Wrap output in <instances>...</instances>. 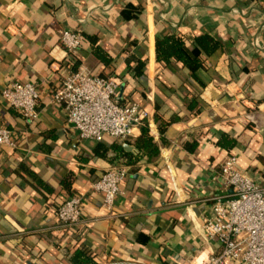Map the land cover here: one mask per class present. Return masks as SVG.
<instances>
[{
  "label": "crops",
  "instance_id": "0c3cea01",
  "mask_svg": "<svg viewBox=\"0 0 264 264\" xmlns=\"http://www.w3.org/2000/svg\"><path fill=\"white\" fill-rule=\"evenodd\" d=\"M63 30L83 36L74 67ZM172 31L191 54L198 35L219 42L201 54L195 77L180 63L157 62L155 39ZM78 69L114 79L117 100L147 112L155 153L135 147L140 128L117 140L139 156L134 165L109 161L117 153L106 136L105 158L94 153L97 141L78 138L52 101ZM14 81L36 85L38 117L27 122L0 95V127L15 144L0 147V264H71L77 248L92 264H202L219 249L203 229L211 198L230 193L215 178L220 162L233 153L264 184V0H0V93ZM223 138L235 145H219ZM113 166L128 173L105 211L91 186ZM75 194L81 220L61 226L54 210Z\"/></svg>",
  "mask_w": 264,
  "mask_h": 264
},
{
  "label": "built area",
  "instance_id": "2783aa9c",
  "mask_svg": "<svg viewBox=\"0 0 264 264\" xmlns=\"http://www.w3.org/2000/svg\"><path fill=\"white\" fill-rule=\"evenodd\" d=\"M60 43L67 56H75L81 35L63 30ZM116 88L112 78L70 70L53 91L52 101L62 105L66 122L79 139L100 141L106 136L124 142L133 136L135 128L146 125L148 114L135 102L118 104ZM0 95L27 122L37 119L39 94L33 82H11ZM4 146L15 144L12 131L0 127V147ZM127 173L125 166H113L92 183L91 189L102 196L105 211L112 210ZM215 178L230 193L211 198L213 217L205 219L203 229L208 239L218 242L219 249L202 264H264V184L240 169L233 153L220 162ZM83 203L79 194L59 203L54 210L58 223L64 227L78 224Z\"/></svg>",
  "mask_w": 264,
  "mask_h": 264
},
{
  "label": "trees",
  "instance_id": "16d2710c",
  "mask_svg": "<svg viewBox=\"0 0 264 264\" xmlns=\"http://www.w3.org/2000/svg\"><path fill=\"white\" fill-rule=\"evenodd\" d=\"M83 39V36H81ZM194 42L196 44V48L193 54L187 52L185 40L178 35L176 32H166L163 35H157L155 39V56L156 60L159 63L164 65H171L176 63H180L182 67L187 68L193 77H195V72L202 69L204 66V60L201 58V54L203 55H210L219 47V42L211 35L203 34L198 35L194 38ZM68 62L74 67L75 63L72 56L68 57ZM144 66V62L142 61H135V65L133 67L134 74L139 76L142 74V68ZM6 102V101H5ZM118 104H121L120 101L116 100ZM192 103V102H191ZM6 104L11 107L7 102ZM124 105V104H121ZM12 108V107H11ZM192 108V105L189 106ZM15 110V109H14ZM21 115V114H20ZM155 119H159L158 116H155ZM164 124V126H166ZM164 128H159L162 131ZM140 136L135 140L134 145L135 147L141 151H146L147 153H155L157 148L153 143V138L148 133V128L146 125L140 127ZM109 138V137H108ZM110 147L117 153L115 158L109 159L110 162H114L115 160L121 161L123 165H134L138 162L139 156L132 155L131 153L125 152L121 146L117 143L116 139L110 138ZM105 137L97 141V145L94 149L95 155L105 158L107 146L103 144ZM218 144L226 147L231 148L235 145V140L223 138L222 140L218 141ZM189 147L190 150H193L194 145ZM264 163V160H263ZM31 177L37 181L41 186L44 183L40 180V178L31 174ZM63 187L67 188L70 191V183L62 182ZM49 190V189H48ZM70 193H72L70 191ZM61 203V202H60ZM69 261L71 264H92L93 261L89 257V254L86 252L84 248H77L73 251V253L69 257Z\"/></svg>",
  "mask_w": 264,
  "mask_h": 264
},
{
  "label": "water",
  "instance_id": "95a60500",
  "mask_svg": "<svg viewBox=\"0 0 264 264\" xmlns=\"http://www.w3.org/2000/svg\"><path fill=\"white\" fill-rule=\"evenodd\" d=\"M122 147L124 150H127V151H130L132 149V147L127 144H123Z\"/></svg>",
  "mask_w": 264,
  "mask_h": 264
}]
</instances>
